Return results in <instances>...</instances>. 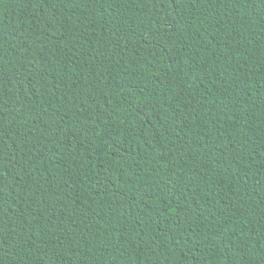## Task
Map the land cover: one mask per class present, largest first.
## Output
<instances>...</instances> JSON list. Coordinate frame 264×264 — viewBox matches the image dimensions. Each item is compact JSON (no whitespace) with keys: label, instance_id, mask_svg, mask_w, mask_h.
<instances>
[{"label":"trees","instance_id":"trees-1","mask_svg":"<svg viewBox=\"0 0 264 264\" xmlns=\"http://www.w3.org/2000/svg\"><path fill=\"white\" fill-rule=\"evenodd\" d=\"M0 264H264V0H0Z\"/></svg>","mask_w":264,"mask_h":264}]
</instances>
